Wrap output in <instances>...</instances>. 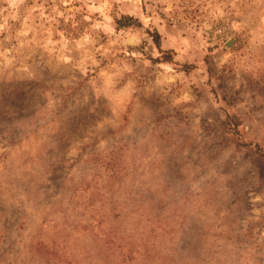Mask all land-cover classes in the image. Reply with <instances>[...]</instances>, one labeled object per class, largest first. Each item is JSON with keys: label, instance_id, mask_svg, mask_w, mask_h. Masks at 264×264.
<instances>
[{"label": "rangeland", "instance_id": "obj_1", "mask_svg": "<svg viewBox=\"0 0 264 264\" xmlns=\"http://www.w3.org/2000/svg\"><path fill=\"white\" fill-rule=\"evenodd\" d=\"M0 264H264V0H0Z\"/></svg>", "mask_w": 264, "mask_h": 264}, {"label": "trees", "instance_id": "obj_2", "mask_svg": "<svg viewBox=\"0 0 264 264\" xmlns=\"http://www.w3.org/2000/svg\"><path fill=\"white\" fill-rule=\"evenodd\" d=\"M121 25L126 27V26H129L130 24L121 23ZM237 133L240 134L241 132L238 131Z\"/></svg>", "mask_w": 264, "mask_h": 264}]
</instances>
